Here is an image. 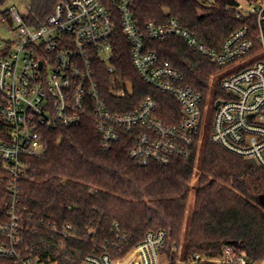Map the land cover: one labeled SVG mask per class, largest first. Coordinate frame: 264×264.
<instances>
[{"label":"built area","instance_id":"1","mask_svg":"<svg viewBox=\"0 0 264 264\" xmlns=\"http://www.w3.org/2000/svg\"><path fill=\"white\" fill-rule=\"evenodd\" d=\"M21 1L25 2L11 0L7 16H3L17 38L0 44L4 52L0 55V117L9 126L5 140H0V162L11 185L7 219L0 220L1 258L11 264H57L27 246L25 233L36 229L24 223L18 198L19 181L29 168L28 159L45 154L46 132L59 126H77L91 118L104 151L127 140L130 158L142 167L169 165L177 159L198 156L208 131L211 143L246 161L253 159L256 166L264 169V5L260 1L235 0L237 17L257 16L259 41L244 26L229 34L218 47L208 45L177 19L150 21L142 30L134 17L133 0L62 1L38 25L27 21L31 6ZM118 24L131 47L139 77L179 103L181 115L177 123L162 120L158 103L151 96L129 112L110 108L102 94L96 66L107 67L113 75L110 91L125 97L126 89L117 88L119 75L113 64ZM149 39L185 43L217 67L218 73L212 74L216 82L212 79L206 92L186 85L183 74L148 47ZM171 116L175 118L176 112L172 111ZM71 231L73 226L68 224L61 235L71 237ZM63 244L61 241L60 247ZM166 246L167 232L152 230L122 256L89 254L80 264H171ZM181 249L182 246L172 249L180 263L205 261L197 254L185 263ZM213 261L249 264L231 246Z\"/></svg>","mask_w":264,"mask_h":264},{"label":"trees","instance_id":"2","mask_svg":"<svg viewBox=\"0 0 264 264\" xmlns=\"http://www.w3.org/2000/svg\"><path fill=\"white\" fill-rule=\"evenodd\" d=\"M10 1L0 0L2 16H7L3 8ZM23 1L31 6L27 21L38 25L58 3L69 0ZM236 6L235 0H133V13L142 30L150 21L177 19L212 47L220 46L244 26L259 41L257 16L241 19ZM261 27L264 33V18ZM147 45L183 74L186 85L207 91L215 65L177 39H149ZM3 53L0 49V55ZM113 64L119 75L117 88L126 89L125 97L110 91L113 75L107 67L96 66L102 94L113 111L129 112L151 96L165 123L179 121L177 100L139 77L119 24ZM7 132L9 126L0 117V140H5ZM46 139L48 150L28 159L29 168L19 181V211L24 223L36 229L25 233L26 244L36 255L57 264H80L89 254L119 257L147 232L164 230L171 264L178 258L172 251L175 246H182L185 263L199 254L205 258L201 264H216L213 259L227 246L244 255L249 264L264 262V207L259 200L264 195V169L206 140L194 183L197 156L169 165L139 166L128 154L127 140L104 151L91 118L77 126L47 131ZM10 189V176L0 162V220L7 219ZM68 224L73 226L71 237L61 235ZM61 241L64 247H60ZM0 264L11 261L0 257Z\"/></svg>","mask_w":264,"mask_h":264},{"label":"rangeland","instance_id":"3","mask_svg":"<svg viewBox=\"0 0 264 264\" xmlns=\"http://www.w3.org/2000/svg\"><path fill=\"white\" fill-rule=\"evenodd\" d=\"M260 2L264 5V0H260ZM21 3H25V2L21 1ZM6 8H7V5L3 9H6ZM19 9H21V10L24 9L22 4H19ZM16 38H17V33L14 31V28L8 22L3 20V16L0 12V44L2 42L13 41ZM213 73H212L213 75H216L218 73V69L215 70ZM212 74L210 75L209 84L212 83V81H211L212 79H214V82H216V80H217L216 77L215 78L212 77ZM210 93H213V92H210ZM206 140H209L208 131H206V133L204 135V139L202 141V144L200 146V151H199L198 156H197V161H196V165H195V173H194V181H193L194 183H196V181L198 179L199 166H200V162H201V150H202V146L204 145ZM193 202H194V196L192 194L191 201H190V207L193 206ZM179 260H180V258H177L175 264H183V263H180ZM259 264H264V263H259Z\"/></svg>","mask_w":264,"mask_h":264},{"label":"water","instance_id":"4","mask_svg":"<svg viewBox=\"0 0 264 264\" xmlns=\"http://www.w3.org/2000/svg\"><path fill=\"white\" fill-rule=\"evenodd\" d=\"M247 162L255 166L257 165L255 160L253 159H248ZM259 200H260L261 205L264 207V195L260 196Z\"/></svg>","mask_w":264,"mask_h":264}]
</instances>
